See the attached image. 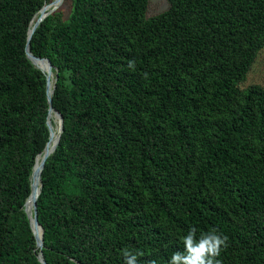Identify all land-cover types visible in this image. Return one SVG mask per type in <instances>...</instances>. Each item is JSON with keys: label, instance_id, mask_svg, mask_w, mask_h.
Returning a JSON list of instances; mask_svg holds the SVG:
<instances>
[{"label": "trees", "instance_id": "trees-1", "mask_svg": "<svg viewBox=\"0 0 264 264\" xmlns=\"http://www.w3.org/2000/svg\"><path fill=\"white\" fill-rule=\"evenodd\" d=\"M53 1L0 0V264H124L125 248L168 264L192 226L228 237L222 264H264V87H240L264 0H166L153 17L150 0H64L40 23L30 52L53 66L63 132L37 248L25 204L50 105L26 47Z\"/></svg>", "mask_w": 264, "mask_h": 264}, {"label": "clouds", "instance_id": "clouds-1", "mask_svg": "<svg viewBox=\"0 0 264 264\" xmlns=\"http://www.w3.org/2000/svg\"><path fill=\"white\" fill-rule=\"evenodd\" d=\"M134 65V61H129L130 68ZM197 232L195 226L188 230L187 235L182 237L184 251L173 253L168 264H222L218 257L228 247V237L218 228H212L207 232L201 231L199 236ZM142 255V252H133L128 248L122 251L124 264H141L138 257ZM145 264H157V262L150 260Z\"/></svg>", "mask_w": 264, "mask_h": 264}, {"label": "water", "instance_id": "water-1", "mask_svg": "<svg viewBox=\"0 0 264 264\" xmlns=\"http://www.w3.org/2000/svg\"><path fill=\"white\" fill-rule=\"evenodd\" d=\"M63 1L64 0H54L51 4H49L48 6H55L51 11L47 12L46 14H42L44 11H45V8H47V6L43 7L41 9V11L38 13V14H42L41 17L39 18V20L34 24L33 28L30 30L29 32V40H28V44H27V47H26V54H27V58L31 61V63L36 67V62L37 61H44V62H47L49 68H48V72L45 73L42 69L36 67L37 69H39L40 71H42L45 76H46V91H47V98H48V102H49V105H50V109H49V117H48V122H47V126H48V129H49V132H50V137H49V142L47 143L46 147H45V150L43 152V154H45L46 150H47V147H48V144L50 143V139H51V125H50V115L52 113H55L57 115V117L59 118L60 120V131H59V139H58V142H57V145H56V148L59 144V141H60V138H61V134L63 132V118L61 116V114L59 112H57L54 108H53V102H52V96L49 95V83H50V76L51 74H53V66L51 65V63L47 60V59H42V58H38L36 56H34L31 52H30V40H31V37L32 35L34 34V32L36 31V29L39 27L40 23L50 14L54 13L57 9L60 8V6L63 4ZM37 16V15H36ZM35 16V17H36ZM34 17V19H35ZM33 19V21H34ZM33 21L31 22V25L33 23ZM55 84H56V81H57V77L55 78ZM54 84V89H55V85ZM53 93H54V90H53ZM53 95V94H52ZM56 148L54 149V151L56 150ZM54 151L51 153L53 154ZM51 154H45L43 156V159H42V162H41V168H40V171H39V180H40V183H41V174H42V171L45 167V163L47 161V159L50 157ZM42 155V154H41ZM40 156V155H39ZM38 156V157H39ZM37 157V158H38ZM36 162H37V159H36ZM36 166V164H35ZM35 166H34V169H35ZM34 169H33V174L31 176V182H32V179L33 177H35L34 175ZM41 187H42V184H41ZM32 193H33V185L31 184V195L30 197L32 196ZM40 193H41V189H40ZM39 193V195H40ZM35 197L33 199V208H32V214L30 215V213L27 212V210L25 209V212L30 220V223H31V226H32V229H33V233L36 237V240H37V248L38 249H42L43 248V245H44V230L43 228L41 227V225L39 224V221H38V205H37V200H38V197ZM29 197V198H30ZM29 200V199H28ZM27 200V201H28ZM27 203V202H26ZM26 206V204H25ZM33 219H32V218ZM37 229H40L41 230V238L38 237L37 233L35 232V230ZM39 260L43 263V264H46V262L43 260V256H42V253H40L39 255Z\"/></svg>", "mask_w": 264, "mask_h": 264}, {"label": "rangeland", "instance_id": "rangeland-1", "mask_svg": "<svg viewBox=\"0 0 264 264\" xmlns=\"http://www.w3.org/2000/svg\"><path fill=\"white\" fill-rule=\"evenodd\" d=\"M168 8L169 4L166 0H150L147 16L153 17L159 15L160 13L168 10ZM253 85L264 87V50L259 54L255 64L247 76L246 81L242 83L240 87L242 90H246Z\"/></svg>", "mask_w": 264, "mask_h": 264}, {"label": "bare ground", "instance_id": "bare-ground-1", "mask_svg": "<svg viewBox=\"0 0 264 264\" xmlns=\"http://www.w3.org/2000/svg\"><path fill=\"white\" fill-rule=\"evenodd\" d=\"M49 5V4H48ZM48 5H46L47 6V8H45V11L42 13V14H46L47 12H49V11H51L55 6H48ZM42 14H38L36 17H35V19H34V21H33V23H32V28H33V26H34V24L39 20V18L41 17V15ZM36 21V22H35ZM35 22V23H34ZM44 62V61H43ZM45 64H46V67L42 64V63H40V61H37L36 62V67H38V68H40V69H42L45 73H47L48 72V68H49V66H48V64H47V62H44ZM55 79L53 78V76H52V74H51V76H50V83H49V95L50 96H52V94H53V90H54V84H55V81H54ZM53 115H56L55 113H52L51 115H50V125H52V119H54V117H53ZM56 117H57V115H56ZM57 119H58V131H55L53 128H52V126H51V139H50V143L48 144V147H47V150H46V152H45V154H51L53 151H54V149L56 148V145H57V142H58V139H59V131H60V120H59V118L57 117ZM45 154H42L43 156L45 155ZM42 155H40V156H42ZM43 159V158H42ZM41 162H42V160L40 161V163H39V165H37V167L34 169V174L35 173H37L38 172V169H39V166L41 165ZM37 183L38 184H40L41 185V183H40V180H39V177L37 178V180L35 181V183L33 184V193H32V196H33V199L35 198V197H37ZM39 195V194H38ZM32 196L30 197V198H32ZM29 198V199H30ZM29 201V200H28ZM28 201H27V203H26V206H25V209L27 210V204H28ZM32 202H33V200H32ZM27 212H28V210H27ZM29 213V212H28ZM31 215V214H30ZM32 218V217H31ZM33 219V218H32ZM40 231V232H39ZM35 232L37 233V235H38V237L39 238H41V230L40 229H37V230H35Z\"/></svg>", "mask_w": 264, "mask_h": 264}]
</instances>
